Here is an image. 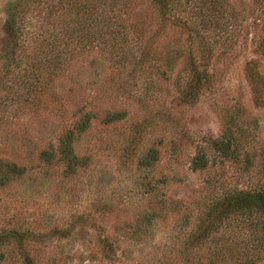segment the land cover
<instances>
[{
  "label": "rangeland",
  "instance_id": "374dc122",
  "mask_svg": "<svg viewBox=\"0 0 264 264\" xmlns=\"http://www.w3.org/2000/svg\"><path fill=\"white\" fill-rule=\"evenodd\" d=\"M219 1L231 16L235 14L234 22L246 40L227 54L216 48L211 67L213 88L195 106L174 108L178 92L172 80L166 81L159 99L162 105L155 108L122 92L113 93L110 79L114 78L115 68L111 54L90 49L78 53L55 79L57 98L49 108L31 104L25 110L23 102L10 103V98L18 99L22 93L16 65L18 59L26 57L13 51L15 42L7 22L11 16L26 15L25 22L16 27L25 28L24 40L34 44L37 26L45 23L47 4L42 0H0V55L8 53L11 68L15 69V75H7L0 63V158L18 165H37L39 151L49 141L56 143L73 126L78 107L98 113L91 128L74 141L75 153L90 158V165L77 175L63 181L59 172H53L45 178L35 167L23 178L0 186V230L38 236L25 246L38 264H209L210 246L187 243L192 233L208 223L204 214L212 189L207 180L223 173L230 185L240 183L246 187L264 179V104L256 103L245 73L249 60H257L264 71V57L256 48L261 34L256 25L264 4L262 0ZM183 2L184 10L207 12L209 8L212 13L209 0ZM34 5L38 9H33ZM130 6L123 15L125 27L131 31L140 28L150 38L161 27L157 9L150 0H134ZM21 7L26 8L25 13ZM158 35L156 44L160 49L187 43L185 32L176 25H169ZM237 107L243 111L247 121L243 129L258 154L250 179L241 183L239 165L230 161L207 171H192L191 161L200 146L211 160L217 154L209 139L222 137V116ZM113 110L126 111L127 118L105 122L104 117ZM155 115L162 117L157 129L150 120ZM168 116L177 117L180 125H168ZM130 133L135 137L128 139ZM153 147L159 150L157 163L153 167L139 166V156ZM149 170L150 177L160 181L169 176L161 193L174 203L168 201L160 208L159 199L140 193L145 190L140 184L147 182ZM154 211L157 214L150 223L147 216ZM67 228L72 230L69 235H54V229ZM136 229H141V235L136 236ZM105 238L113 245L112 259L102 245ZM261 258L259 264H264V253Z\"/></svg>",
  "mask_w": 264,
  "mask_h": 264
},
{
  "label": "trees",
  "instance_id": "16d2710c",
  "mask_svg": "<svg viewBox=\"0 0 264 264\" xmlns=\"http://www.w3.org/2000/svg\"><path fill=\"white\" fill-rule=\"evenodd\" d=\"M42 1L47 4L48 12L44 17L45 23L37 26L34 44L24 40L25 28L16 27L17 23L25 22L26 15L22 18L11 16L7 22L8 33L15 42L13 51L24 53L26 57L18 59L16 65V77L19 78V90L22 88V93L18 99L10 98V103L23 102L26 104L25 107L22 105L25 110L31 104L38 108H49L57 98L53 90L55 79L78 53L90 49L111 54L115 68L114 78L110 79L113 93L122 92L137 98L141 104L155 108L156 105H162L159 99L166 88V81L172 80L178 92L174 108L192 107L213 88L211 67L216 48H221L227 54L246 40L244 33L235 24V14L231 16L228 9L220 5L219 0H209L212 13L209 8L207 12L203 9L184 10L182 7L186 4L183 0H150L157 9L161 22L159 30L151 33L150 38L146 36L148 32L140 28L134 27L131 31L125 27L123 15L131 8L134 0ZM40 4L39 2L37 5ZM33 7L38 9L35 5ZM25 9L22 8L23 11ZM169 25L179 26L185 32L187 43L184 46L175 44L172 49L169 46L166 49L158 48V34ZM256 26L261 32L256 48L264 57V11ZM19 39H23V43L20 44ZM177 45L179 46L176 48ZM0 63L7 75H15L8 53L0 55ZM177 67L179 68L176 69ZM260 67L257 60H249L245 66L246 77L258 105L264 104V71ZM0 71L2 72L1 67ZM240 108L222 116V137L209 139L211 148L217 154L211 160L207 150L200 146L191 161L192 171H207L218 163L222 165L230 161L239 165L241 174L238 180L242 179L241 183L250 179V169L258 154L243 129L247 121ZM75 115L73 126L65 130L56 143L49 141L39 151L37 165H18L0 158V186L23 178L35 167L41 177L47 178L53 172H59L62 180L66 181L90 165L89 156L75 153L74 141L91 128L98 113L78 107ZM170 117L166 120L168 125H180L177 117ZM126 118V111L113 110L108 111L104 120L113 123ZM161 118L158 115L150 118L151 125L159 128ZM127 137L134 138L135 134L130 133ZM158 154L156 147L150 148L146 154L139 156V166L153 167L159 160ZM150 172L151 170L145 177L147 182L140 184L145 188L140 193L159 199L162 202L160 208L168 201L174 203L171 197L161 193V187L168 182L169 176L160 181L154 176L150 177ZM206 183L212 189L208 212L204 214L208 223H204L201 231L192 233L187 243L198 247L210 246L209 264H259L262 261L261 254L264 253V179H259L256 186L241 187L239 182L237 185H230L223 173H220ZM140 193L137 196H141ZM154 214L157 213L154 211L147 216L148 221ZM71 231L68 228L54 229V235L67 236ZM135 234L141 235V229H136ZM37 238L33 233L0 230V264H38L35 256L25 250L28 241ZM102 245L108 248L106 255L112 259V243L105 238Z\"/></svg>",
  "mask_w": 264,
  "mask_h": 264
}]
</instances>
